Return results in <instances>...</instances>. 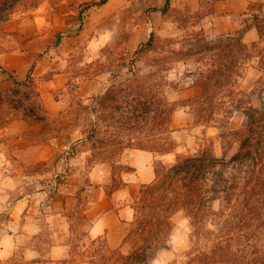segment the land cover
Listing matches in <instances>:
<instances>
[{"label":"rangeland","instance_id":"rangeland-1","mask_svg":"<svg viewBox=\"0 0 264 264\" xmlns=\"http://www.w3.org/2000/svg\"><path fill=\"white\" fill-rule=\"evenodd\" d=\"M91 1L95 0H18L7 19L0 22V53L31 49L40 54L50 50L55 60L47 71L39 75L31 73V84L14 87L11 83L0 88L7 93L10 102L8 107L0 106V223L20 197L53 185L54 180L59 184L63 182L59 175L53 176L57 171L55 167L26 164L27 140L34 139L27 127L37 121L31 115L40 116L44 112L38 88L57 71L66 73L67 86L53 91V96L63 101V108L56 117L44 118L43 126L50 133L79 128L85 135L91 123L97 121V112L92 110H97L99 98L80 97L74 89L76 81L97 78L106 80L108 86L117 84L129 76L133 64L139 75L158 68L157 75L164 78L165 96L175 104V110L185 107L193 114L197 127L195 136L187 152L177 157L205 152L229 158L238 148L230 133L240 128L242 115L233 112L225 125L195 118V105L191 101L194 99L180 97L179 91L184 81L192 83L189 77L205 60L195 61L194 57L186 55L196 42L202 43V38L215 43L219 36L235 37L237 32L255 28L254 24L258 23L263 28L262 37L246 43L252 49L250 57L234 67V72L229 73L223 83L225 87L214 94L213 101L231 100L237 89L246 93V99L254 105L264 100V75L255 57L264 47V5L261 2L250 3L249 8L236 9L228 16L223 14L224 5H218L221 0H170L164 14L159 11L164 0H107L84 10ZM217 10L219 15H215ZM57 34L61 35V41L56 46ZM151 34L154 47L135 57L134 50ZM167 39H173L172 46L180 54L162 65L157 62L168 55ZM229 67H233L232 62ZM212 116L217 118L218 115ZM207 129L213 133L207 134ZM169 137L173 140L171 134ZM81 146L88 148L89 143ZM171 222L166 248L173 252L167 264H184L192 226L182 209L171 216ZM20 257L17 252L5 263L21 264Z\"/></svg>","mask_w":264,"mask_h":264},{"label":"trees","instance_id":"trees-1","mask_svg":"<svg viewBox=\"0 0 264 264\" xmlns=\"http://www.w3.org/2000/svg\"><path fill=\"white\" fill-rule=\"evenodd\" d=\"M17 1L0 0V22L7 19ZM106 1L88 2L84 10ZM169 6L170 0H164L159 11L164 14ZM78 19L82 21V13ZM254 27L262 37L263 28L258 23ZM246 29L235 37L219 36L215 43L202 38V43L196 42L186 55L195 61L205 60L189 77L202 87L201 95L191 100L195 118L225 125L233 112L240 113L241 126L230 133L237 142V151L229 158L202 152L177 157L169 165L156 161L154 180L139 188L132 205L134 218L125 240L128 252L108 249L103 240H93L87 252L89 264H148L159 249L167 247L171 216L180 209L192 226L184 264H264V100L254 105L246 99V93L237 89L231 100L213 101L214 94L225 87L229 73L251 55L252 49L242 39ZM60 41L61 35L57 34L55 45ZM172 45L173 39H167L168 55L157 63L173 61L179 51ZM152 47L151 34L133 55ZM255 57L264 75V47ZM129 70L128 77L106 87L96 103L97 110H92L97 112V121L83 136V143H89L91 151L89 163L112 160L127 147L164 153L174 146L169 134L175 104L165 96L163 76L157 75L158 68L144 75H139L133 64ZM1 71L13 80L14 87L32 83L30 73L17 80ZM2 105H10L5 91H0ZM214 113L217 118L212 116ZM82 219L77 210L75 223L80 224Z\"/></svg>","mask_w":264,"mask_h":264},{"label":"crops","instance_id":"crops-1","mask_svg":"<svg viewBox=\"0 0 264 264\" xmlns=\"http://www.w3.org/2000/svg\"><path fill=\"white\" fill-rule=\"evenodd\" d=\"M256 1L264 5V0H221L218 5L223 4L226 8L223 14L229 16ZM215 15H219L218 10ZM242 39L251 43L259 35L255 28L249 27ZM52 55L50 50L40 54L31 49L1 52L0 88L13 84L1 68L23 80L29 73L39 75L47 71L55 61ZM66 86L64 71H57L40 83L38 91L44 110L40 116L52 118L61 113L63 101L55 98L53 91ZM107 86L103 79H79L74 89L80 97L99 98ZM179 92L180 97L197 98L202 89L184 81ZM44 123L40 119L27 127L34 139L27 140L26 164L55 167L53 176L59 175L63 182L54 180L53 185L17 199L0 223V261L6 264L13 254L20 252L21 264H89L88 248L98 239L108 249L127 253L129 245L125 240L134 218L133 198L142 185L154 180L156 161L169 165L187 152L197 129L193 114L185 107L173 112L170 134L174 146L168 152L127 147L112 160L93 163L88 161L89 148L81 146L84 134L79 128L50 133ZM206 133L213 132L207 129ZM77 210L83 216L80 224L75 223ZM172 252L166 247L159 249L148 264H167Z\"/></svg>","mask_w":264,"mask_h":264}]
</instances>
